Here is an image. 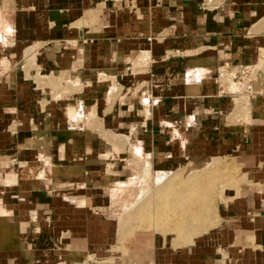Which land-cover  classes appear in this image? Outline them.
I'll return each instance as SVG.
<instances>
[{
  "label": "rangeland",
  "instance_id": "374dc122",
  "mask_svg": "<svg viewBox=\"0 0 264 264\" xmlns=\"http://www.w3.org/2000/svg\"><path fill=\"white\" fill-rule=\"evenodd\" d=\"M88 6L83 19L95 11L103 17L92 26H100L107 15L134 10L135 1L89 0ZM11 19L0 16V87L5 76L20 73L33 97L22 112L8 113L14 123L6 125L13 136L19 124L32 126L26 140L13 137L0 146V264H173L212 244L223 207L229 211L249 193L264 205V128L252 159L229 145L190 158L180 129L166 153L155 154L141 144L147 133L133 126L145 118L131 104L141 87L121 89L119 81L97 75L99 90L79 98L83 83L70 73L45 76L36 62L39 45L21 40L18 25L26 18ZM84 46L78 43L77 52ZM261 50L247 70H221L220 85L238 96L240 110L247 86L264 78ZM141 98L144 108L151 98ZM162 174L168 175L158 181ZM6 197L13 203L6 206Z\"/></svg>",
  "mask_w": 264,
  "mask_h": 264
},
{
  "label": "crops",
  "instance_id": "0c3cea01",
  "mask_svg": "<svg viewBox=\"0 0 264 264\" xmlns=\"http://www.w3.org/2000/svg\"><path fill=\"white\" fill-rule=\"evenodd\" d=\"M87 1L0 0V16L11 21L18 13L26 18L27 24L18 25L25 35L21 40L27 37L39 45L36 62L42 73H70L84 85L79 98H92L94 89L99 90L97 75L119 81L121 89L141 87L131 104L145 118L133 126L147 133L140 137L141 144L155 154L166 153L170 136L180 129V143L190 158L203 159L212 148L228 145L241 159L255 157L258 130L264 128V78L250 87L244 110L238 108V96L220 82L221 70H247L260 59L264 0H134V10L107 15L100 26H92L103 17H95V11L83 19L91 10L85 7ZM9 41L6 48L12 51L14 43ZM78 43L85 45L81 53ZM79 62L83 64L74 72ZM23 76L11 72L0 87V146L31 132L27 121L14 136L6 125L7 120L14 123L8 113L22 112L24 102L33 97ZM143 96L151 98L144 108ZM242 112L243 124L238 120ZM4 202L13 203L7 197ZM257 204L249 193L228 206L229 211L220 209L212 244L173 264H264V205Z\"/></svg>",
  "mask_w": 264,
  "mask_h": 264
},
{
  "label": "bare ground",
  "instance_id": "6f19581e",
  "mask_svg": "<svg viewBox=\"0 0 264 264\" xmlns=\"http://www.w3.org/2000/svg\"><path fill=\"white\" fill-rule=\"evenodd\" d=\"M69 115L72 116V114H69ZM168 173H169V172H168ZM167 175H168V174H162L161 176L158 177V181H162L161 179H163V178H164L165 176H167ZM149 218L151 219L150 216L147 217V219H149Z\"/></svg>",
  "mask_w": 264,
  "mask_h": 264
},
{
  "label": "built area",
  "instance_id": "2783aa9c",
  "mask_svg": "<svg viewBox=\"0 0 264 264\" xmlns=\"http://www.w3.org/2000/svg\"><path fill=\"white\" fill-rule=\"evenodd\" d=\"M247 90L250 91V87L249 86H247Z\"/></svg>",
  "mask_w": 264,
  "mask_h": 264
}]
</instances>
